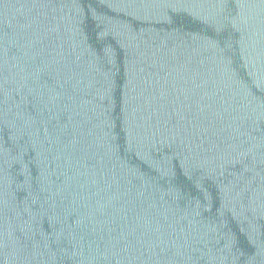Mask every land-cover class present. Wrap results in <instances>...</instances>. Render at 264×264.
<instances>
[{
	"label": "water",
	"instance_id": "1",
	"mask_svg": "<svg viewBox=\"0 0 264 264\" xmlns=\"http://www.w3.org/2000/svg\"><path fill=\"white\" fill-rule=\"evenodd\" d=\"M0 264H264V0H0Z\"/></svg>",
	"mask_w": 264,
	"mask_h": 264
}]
</instances>
